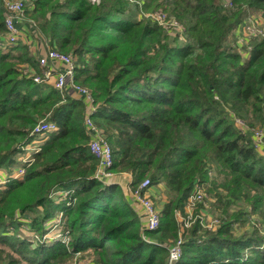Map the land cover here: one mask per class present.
I'll return each mask as SVG.
<instances>
[{
  "label": "trees",
  "instance_id": "16d2710c",
  "mask_svg": "<svg viewBox=\"0 0 264 264\" xmlns=\"http://www.w3.org/2000/svg\"><path fill=\"white\" fill-rule=\"evenodd\" d=\"M157 11L184 32L145 16ZM253 13L264 14V0H32L23 26L74 57V82L91 95V112L24 75L44 68L19 40L2 46L0 0V168L24 152L40 122L56 124L22 177L0 191V264H72L78 251L75 264H168L167 247L178 240L175 264H264V156L254 135L264 134V33L237 43ZM87 116L112 149V171L130 174L132 189L145 179L163 186L155 230L118 184L96 177ZM205 181L223 197L218 222L208 228L199 204L185 227L180 215L187 218V199ZM54 189L68 197L54 203ZM236 201L259 224L236 233L249 219L230 211ZM56 206L67 215V245L44 237Z\"/></svg>",
  "mask_w": 264,
  "mask_h": 264
},
{
  "label": "built area",
  "instance_id": "2783aa9c",
  "mask_svg": "<svg viewBox=\"0 0 264 264\" xmlns=\"http://www.w3.org/2000/svg\"><path fill=\"white\" fill-rule=\"evenodd\" d=\"M88 1H90L92 4H96L99 2V0H88ZM129 1L133 2V0H129ZM4 3L7 9V14L4 19L5 28L7 30V33H6V36H5L6 38L2 46L14 45L19 40L18 24H22L24 21L23 12H24L26 3L23 0H14V1L8 0L6 2L4 1ZM145 16L151 18L153 21L157 22L159 25L164 26L168 30L175 31L181 34L184 32V28L182 27L181 24H179L177 21L173 19L166 18L165 13L161 11H157L153 14H145ZM250 34L252 35L256 33L254 32ZM37 60L40 66L44 68L42 72L43 74L42 76H44L43 79H46V80H43V81H50L52 79L51 81L52 87L58 92L67 89V87L71 88L72 92H74L78 96L79 100L86 103V105L89 107L91 112L95 110L96 105L91 95L89 94L88 90L74 82V75H75V71L77 68V64L75 62L74 57L71 54H66V53L59 52L55 49L47 48L45 53L40 55ZM236 122L239 125H243V123L240 120H236ZM84 123L87 129L93 133V136L91 137L90 142H89V150L94 155V157L98 160V168L96 171V177L100 180H106L109 182L115 179L117 180L115 182H118L120 178H123L121 174L119 173L113 174L112 172H109L113 164V154H112L111 147L105 140L104 136L100 133V131L96 129V127L94 126L89 116H87L84 119ZM55 130H56L55 123L44 121V122H40L34 128L33 132L36 136V135H40L43 133L52 132ZM254 135L256 136L258 140L261 139L260 142L262 141V139H264V134L262 131L257 130L254 132ZM28 162L24 161V163L21 165V169L24 170V165L27 164ZM23 174H24L23 171L21 175L13 172L8 177V180L5 181L4 185L11 180H18ZM123 183H124L125 188L127 189L126 191L129 193L133 202L138 205L137 209L141 211L143 214V217L145 220V229L155 230L159 224L158 211H157V208L152 205L150 200L145 197L146 191L151 187L149 185V181L147 179L143 180L142 182L139 183V185L135 189L131 188V181H128L127 177L123 178ZM59 190L60 191H58V189H54L53 191H51L50 196L54 197V196L61 195V194H65V195L68 194L67 190H62V189H59ZM205 191H206L205 182L195 185L194 188L192 189L187 199V203L185 205L187 218L184 220L183 226L185 227L188 226V219L192 218L190 214L193 213V209L196 205L200 204L201 210L203 209L209 210V208L211 207L212 205L211 202L213 200L212 198L207 197V194ZM54 192H56V194ZM209 203H210V206H209ZM62 213H61V221L54 222L55 224L59 225L56 227V232L51 233L47 236H45L46 235L45 234L44 237L48 239L59 240L64 243L63 239L66 235L68 236V234L66 230V225L62 221ZM201 216H202V222H203L205 215H201ZM208 222H211V224L207 225ZM208 222L204 224L207 225L208 228L212 229L214 228L215 224H217L218 220L213 218L212 220ZM48 229H46L47 230L46 233L50 231ZM180 243H181V240H178L175 244L167 247L168 258H169L168 264H175L180 258L181 256ZM65 244L67 245L68 241H65ZM77 258L79 257L74 256L72 264H75L77 262L76 261Z\"/></svg>",
  "mask_w": 264,
  "mask_h": 264
},
{
  "label": "rangeland",
  "instance_id": "374dc122",
  "mask_svg": "<svg viewBox=\"0 0 264 264\" xmlns=\"http://www.w3.org/2000/svg\"><path fill=\"white\" fill-rule=\"evenodd\" d=\"M5 2L8 1V0H4ZM14 1V0H13ZM5 5V3H4ZM250 27V28H248ZM254 27V28H252ZM252 30V32H251ZM256 33L258 34L257 32H259L260 34H263L264 33V14H260V13H253L251 15V17L246 20L243 25H242V28L237 31V34H238V40H237V43H238V47L241 48L242 45L244 44L245 40H247V38L251 35L250 33ZM19 42V41H18ZM17 42V43H18ZM22 42L20 41L18 45H20ZM16 44L12 45V47H14ZM17 46V45H16ZM16 52V51H15ZM35 62H37V58L35 57ZM39 64V63H38ZM40 65V64H39ZM27 68V64H19V69L20 68ZM31 67V66H30ZM34 71V72H33ZM24 72V75L29 77L31 80H33L34 82H42L44 79V76H39L37 73H35V69H27L26 71H22ZM69 88V87H67ZM66 90V89H65ZM65 90L63 91H60V95L64 96V95H68L69 96V93L66 92L65 93ZM71 90V89H70ZM44 122V121H42ZM49 133H43V134H40V135H36V136H33L30 140V143L28 144L27 143V146L26 148H24V152H18L14 155V163H12L10 166L8 167H2L0 168V191L5 189L6 186L4 185L5 181L8 180V177L14 172V173H18V174H22V171L24 172L23 169H21V165L24 163V161H29L27 164H30L32 161H33V156H32V153L33 152H37L39 151V147H40V144L43 143V141L48 137ZM261 140V139H260ZM260 140L257 139V142H258V152L260 153V155H263L264 156V147H263V144H264V139H262V141L260 142ZM108 143V142H107ZM110 146V145H109ZM36 150V151H34ZM109 172H112L113 174H115L116 172L112 171L111 169L109 170ZM22 177V176H21ZM20 177V178H21ZM158 186V187H157ZM155 188H157V191H158V197L154 196L152 197L149 193H145V197L147 199L150 200V202L152 203L153 206H155L156 208L158 207H161L162 203L167 199V196L164 192V188L162 185H155L153 186ZM205 187H206V194H207V197H210L212 198V205L211 207L209 208V210H201V212H203L205 214L206 217L208 218H205L204 217V221L203 223H206L210 220H212L213 218L216 219L217 217H219V211H221V206H222V203H223V197H221V201L220 203L218 202L217 199L220 198V196H222V194L220 193L221 191L217 189V191L215 190V187L213 185V182L211 181H205ZM161 188V189H160ZM62 190H65V189H62ZM162 190V191H161ZM58 191H60L58 189ZM56 194V192H54ZM223 193V192H222ZM160 197H165L164 201L161 200ZM68 197V194H61V195H57V196H54L53 200H54V203H59L62 199L64 198H67ZM214 198H216V200H214ZM163 199V198H162ZM209 206H210V203H209ZM216 208H220L219 210H216ZM207 208V209H208ZM199 209H201V207H199ZM239 209H243V211L245 213L248 214V217L249 219L246 221V222H243L242 226L240 227H237L238 225H235V228L237 229L236 230V233L239 232H242V231H247V230H250V228H252L253 226H256L258 223V220L259 218H257V216L254 214L251 213V210L249 209V207L246 205V204H242L241 202L239 201H236L235 204L233 203L232 206L230 207V211H237ZM39 210V213L42 214V211H41V208L38 209ZM184 210L186 211V209L184 208ZM63 212V210L61 208H58L57 206L51 211V216L49 217V219H46L45 221H43V225L46 229L50 230L48 233H46L45 236L51 234V233H54L56 232V227L59 226L58 224H55L54 222L55 221H61V213ZM38 212H28V214H25L26 216L23 218V220L26 221V219L28 218L29 220L31 218H34L36 216ZM187 214V213H186ZM204 214H201V215H204ZM194 215V213H191L190 216L192 217ZM184 218L182 217V215H180V219L179 221L181 223L184 222ZM62 221L65 223H67V215L66 214H63L62 213ZM211 224V222H208L207 225ZM206 225V226H207ZM214 225V224H213ZM212 225V227H213ZM260 228H262V230H264V225H261ZM21 230L23 232H25L27 229H26V226L24 225L23 227H21ZM67 230V229H66ZM70 230V229H68ZM67 236V235H66ZM64 237V243L63 245H66L65 244V241H70L71 240V235L67 236V237ZM82 251H78V252H75L73 255L75 257H80L81 256ZM91 259V257H89Z\"/></svg>",
  "mask_w": 264,
  "mask_h": 264
},
{
  "label": "crops",
  "instance_id": "0c3cea01",
  "mask_svg": "<svg viewBox=\"0 0 264 264\" xmlns=\"http://www.w3.org/2000/svg\"><path fill=\"white\" fill-rule=\"evenodd\" d=\"M23 1H25V6L28 8L29 6H30V4H31V1L32 0H23ZM25 23H22V24H18V30H19V34H18V36H19V41H21L23 44H26L27 46H28V48H29V51H30V53H31V55L33 56V57H36L37 59H38V57L40 56V55H42V54H44L45 53V51L47 50V45H45V42L43 41V40H41L40 38H39V36L35 33V32H33V31H31V30H28V29H26L23 25H24ZM52 79L50 80V81H48V84H50L51 86H52ZM71 88H67L66 90H65V93L66 92H68L69 93V97H71V98H73V99H75V100H79V98H78V96L74 93V92H72V90H70ZM119 174H121V176L123 177V178H125V177H127V179H128V181H131V175L130 174H128V173H119ZM123 178H120V180L118 181V182H115V181H117V180H115V179H113V180H111V182H113V183H115V184H118L122 189H123V191H124V193L125 194H129L126 190V188H125V186H124V183H123ZM153 186H155V185H153ZM153 186H151L146 192L147 193H149L152 197H154V196H156V197H158V191H157V188H155V187H153ZM158 187V186H157ZM161 189V188H160ZM162 191V190H161ZM159 198L161 199V200H163L164 201V199H165V197L163 196V197H160L159 196ZM163 198V199H162ZM131 199V198H130ZM133 201V200H132ZM134 203V202H133ZM134 206H135V208H137L138 207V205L137 204H135L134 203ZM201 214H204L203 212H201ZM205 215V214H204ZM205 218H208V217H206L205 216ZM209 219V218H208Z\"/></svg>",
  "mask_w": 264,
  "mask_h": 264
},
{
  "label": "water",
  "instance_id": "95a60500",
  "mask_svg": "<svg viewBox=\"0 0 264 264\" xmlns=\"http://www.w3.org/2000/svg\"><path fill=\"white\" fill-rule=\"evenodd\" d=\"M172 263H174V262H172Z\"/></svg>",
  "mask_w": 264,
  "mask_h": 264
}]
</instances>
